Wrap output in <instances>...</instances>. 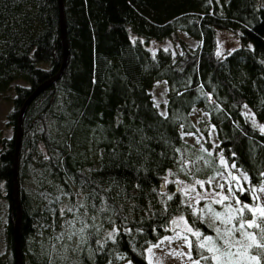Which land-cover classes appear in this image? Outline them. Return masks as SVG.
<instances>
[{
  "label": "trees",
  "instance_id": "trees-1",
  "mask_svg": "<svg viewBox=\"0 0 264 264\" xmlns=\"http://www.w3.org/2000/svg\"><path fill=\"white\" fill-rule=\"evenodd\" d=\"M61 3L68 60L55 83L26 107L22 121L17 197L23 264H57L39 253L30 238L37 229L55 232L63 199L73 200L75 193L86 200L85 211L98 212L104 229L112 232L101 241L89 233L91 256L83 254L82 264H152L146 248L167 235L170 221L179 215L212 235V227L175 190L169 199L164 178L180 150L194 149L182 132L208 137L213 127L217 143L215 154L206 155V171L220 170L217 158L223 157L247 174L250 185L263 182L264 6L258 0ZM177 30L201 45L192 49L182 42V51L172 53L143 43ZM219 30L237 34L240 41L224 56L217 52ZM63 57L59 0H0V96L14 89L7 116L13 135L0 139L7 246L0 264H19L14 229L19 112L27 97L59 72ZM16 80L26 85L13 84ZM159 80L168 86L165 115L150 91ZM195 107L207 115L198 125L191 116ZM51 115L56 134L49 130ZM36 173L41 185L33 197L24 182ZM241 198L249 200L248 193ZM254 251L248 249L247 255ZM191 252L197 258L196 237ZM259 261L264 264V257Z\"/></svg>",
  "mask_w": 264,
  "mask_h": 264
},
{
  "label": "rangeland",
  "instance_id": "rangeland-1",
  "mask_svg": "<svg viewBox=\"0 0 264 264\" xmlns=\"http://www.w3.org/2000/svg\"><path fill=\"white\" fill-rule=\"evenodd\" d=\"M258 6H264V0H258ZM218 46L217 52L220 55H226L233 49L240 45L238 35L231 31L219 30L217 33ZM132 38L136 39V36L132 34ZM142 39V38H141ZM186 43L189 48L195 49L201 45L200 40L190 37L186 32L182 30H177L171 35V37L163 39H152L148 41H143L149 48L157 50L159 48H164L171 50L172 53H177L182 51L181 44ZM13 84L26 85V82L22 80H16ZM14 86V85H13ZM151 93L154 102L161 113L166 112V102L168 86L166 81L159 80L155 82L151 88ZM14 96L13 87L6 91L0 96V139L3 137H10L13 135V129L8 125V113L12 109V98ZM248 117L254 124H258L256 117L252 112H248ZM193 122L198 125L199 121L206 117L207 115L203 112L201 108L195 107L191 113ZM49 130L57 133V121L56 118L51 115L48 118ZM59 136V135H56ZM184 141L191 145L192 148H185L180 150L177 156V161L174 166L167 172L164 183L168 186L169 197L171 196V190H175L182 196V201L186 205H193L190 207L194 214H198L212 227L213 234L215 236V228L223 227L219 221L213 222L210 215L207 213L206 209L210 206L221 214L227 211L226 205L231 202L234 206L239 207L240 205H235V201H226L224 204L213 203L214 199H219V197L210 195L211 193H221L222 195H231L229 193V185H236L237 182L232 180V176H236L239 181V185H243L247 188H256L264 186V180L259 186L250 185L248 179L243 180L242 177L247 176V174L239 168H231L230 163H228L223 157L217 158L218 162L222 165L220 170L216 171H206V166L208 165V155L215 154L214 147L216 146L217 140L214 132V128L211 127L209 136L205 137L201 132L199 134L195 133H185L182 132ZM223 161V162H222ZM238 169V171H237ZM231 174V175H230ZM248 177V176H247ZM197 181L203 182V187L197 184ZM211 181V183H208ZM182 182V183H180ZM224 184L225 187L221 190L218 186ZM25 189L33 197H36L35 189L41 185L40 177L38 174L31 178H27L24 182ZM237 185V187L239 186ZM247 192V191H245ZM243 192V193H245ZM233 193L242 202L251 203L250 195L249 200H244L241 198L240 191L233 188ZM262 200H264V194H260ZM64 206H63V218L60 223V227L55 232L36 230L33 237L30 238L31 242H37L38 252L43 253L48 257L51 263H72V264H82L81 257L83 254L91 256V248L88 244L89 233H93L101 241L106 237V235H111L112 232H107L103 227V222L101 216L98 212L87 213L85 209L87 208V202L82 195L75 193L73 200H70L69 196H65ZM198 200V202H197ZM80 204H84L85 207H79ZM73 209L72 212L69 209ZM6 205L3 198L0 199V260L7 249L6 246V230H5V218H6ZM183 218V219H181ZM83 221V223H81ZM176 221V223H173ZM191 226L193 229L197 230L191 222L184 215H179L174 218L169 223V233L162 237H171L172 242L164 241L159 248L154 247L152 244L146 248L147 260L152 264H194L196 258L193 257L191 249L186 245L185 241L180 239L177 235L187 236L189 240L193 241V236L191 233L186 231V227ZM83 228V232L80 229ZM247 243V242H246ZM151 249V251H149ZM244 248H239L241 253ZM233 252L237 251V248L232 249ZM191 252L192 259H189L185 255H176V253H189ZM30 253H33L31 251ZM26 255V254H25ZM27 256V255H26ZM27 261V259H26ZM248 255L234 256L232 258V264H255ZM120 264H133L130 260H125ZM201 264L202 261H201Z\"/></svg>",
  "mask_w": 264,
  "mask_h": 264
},
{
  "label": "snow or ice",
  "instance_id": "snow-or-ice-1",
  "mask_svg": "<svg viewBox=\"0 0 264 264\" xmlns=\"http://www.w3.org/2000/svg\"><path fill=\"white\" fill-rule=\"evenodd\" d=\"M161 115L165 114L161 113ZM231 168L236 169V164L233 163ZM262 175H264V173H262ZM231 178L233 181L237 182L236 185L230 184L228 186L231 195H222L221 193H211L210 195L219 197V199H214L213 203L224 204L226 201L234 200L235 205L240 206L236 207L233 203L229 202L226 205L227 211L223 214L215 212L210 206L206 209L213 222L219 221L223 226L222 228H215L214 231L216 235H207L199 230L193 229L191 226L186 227V231L196 237L197 258L194 264H201V261H205L206 264H213V262L214 264H232V258L240 254L239 248H244V255H247L248 249L254 248L255 251L250 256V259L255 261L256 264H260L259 258L264 257V200H262L260 195L264 194V186L259 187V189H246L243 185H239L236 176H232ZM242 179L247 180L248 177L244 176ZM196 183L203 187V182L197 181ZM208 183H211V181ZM237 185L239 186L237 187ZM218 187L223 190L225 185L220 184ZM234 187L241 193L247 191L252 202H242L239 197L234 195ZM169 199H171V197H169ZM189 206L191 207L193 205L190 203ZM79 207L84 208L85 205L80 204ZM69 211L72 212L73 209L70 208ZM81 223H83V221H81ZM173 223H176V221H173ZM83 230V228L80 229L81 232H83ZM177 235L180 239L185 241L189 249L193 247V241L189 240L187 236H180L179 233ZM172 239L171 237H165L164 240H161L158 244L154 245V247L159 248L165 240L171 243ZM234 247L237 248L236 252L232 251ZM149 251H151V249ZM204 252H207L209 255H205ZM176 255H185L189 259H192L191 252L176 253Z\"/></svg>",
  "mask_w": 264,
  "mask_h": 264
},
{
  "label": "water",
  "instance_id": "water-1",
  "mask_svg": "<svg viewBox=\"0 0 264 264\" xmlns=\"http://www.w3.org/2000/svg\"><path fill=\"white\" fill-rule=\"evenodd\" d=\"M59 4H60V29H61V36H62V43H63V52H64V57H63V64L59 70L58 73H56L55 75H53L52 77L48 78L47 80L43 81L25 100V102L23 103L20 112H19V118H18V123H17V127H16V154H15V161H14V166H15V190H14V196H15V200L17 202V218L14 222V229H15V251H16V255L18 257V262L19 264H23V258H22V254H21V250H20V244H19V224H20V203H19V199H18V155H19V150H20V145H21V139H22V134H23V130H22V121H23V116L25 113V109L26 107L31 103V101L36 97V95H38L40 92H42L43 90L49 88L51 85H53L55 83V81L60 77L61 73L63 72V69L67 63L68 60V53H69V46L67 43V37H66V24H65V17L63 14V8H62V3L61 0H59Z\"/></svg>",
  "mask_w": 264,
  "mask_h": 264
}]
</instances>
